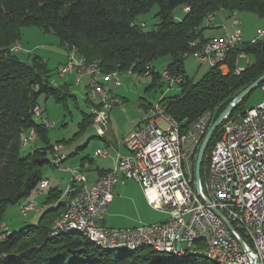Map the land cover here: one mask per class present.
Instances as JSON below:
<instances>
[{"label":"trees","instance_id":"16d2710c","mask_svg":"<svg viewBox=\"0 0 264 264\" xmlns=\"http://www.w3.org/2000/svg\"><path fill=\"white\" fill-rule=\"evenodd\" d=\"M156 5L160 22L151 31H145V24H139L138 17ZM180 7L184 14L178 19L174 11ZM221 10L247 11L264 17V0H0V264H216L201 253L180 258L159 252L154 246L134 251L106 249L82 233L55 232V224L66 206L58 188L47 193L44 204L49 208L36 225L5 233L1 226L9 206L21 204L35 193L44 180L43 168L50 164L48 154L54 153L50 129L34 115L40 97H52L65 106L69 98H76L69 93L68 84H54L48 63L42 57L30 55L24 61L16 54L14 47L20 42L24 28L36 26L44 33H55L67 51L76 48L88 62H98L104 73L143 74L151 68L150 76L156 82L160 72L155 70L154 61L170 57L167 70L181 76L183 82L181 92L165 96L161 104L182 128H188L205 113L211 114L212 125L237 95L264 74L262 38L232 48L225 61L227 73L219 66L211 67L195 83L186 75V58L209 40L204 36L205 20ZM242 54L252 55L254 62L236 73ZM263 86L264 82L256 89ZM255 90L239 103L232 115L250 108L245 101ZM152 105L142 104L145 110ZM92 121V113H83L81 130ZM222 127L214 133L204 156L202 182L209 153ZM33 130L35 141L41 146L23 153V147L27 148L24 141ZM238 232L244 237L241 230ZM3 234L5 238H1ZM197 244L203 251L205 245Z\"/></svg>","mask_w":264,"mask_h":264},{"label":"built area","instance_id":"2783aa9c","mask_svg":"<svg viewBox=\"0 0 264 264\" xmlns=\"http://www.w3.org/2000/svg\"><path fill=\"white\" fill-rule=\"evenodd\" d=\"M234 24L239 25V21L236 20ZM259 37L264 38V30L260 31ZM211 40L212 48L195 53L196 59L211 66L222 65L230 50L241 44L242 32L236 28L231 36ZM71 51L75 50H69L68 62L59 68L61 77L72 70L80 74L82 65L72 60ZM222 67L226 69L225 65ZM161 74L170 85L182 80L168 71ZM115 85H118L117 81ZM90 86L94 93L95 88L103 87L98 80L91 81ZM103 88L102 99H98V103L95 101L96 106L92 111L96 114L95 130L107 132L109 110L118 100ZM100 103H107V114H100ZM34 115L46 128L54 127L39 106ZM210 123L211 114L205 113L188 128H182L175 117L167 113L162 105L156 104L125 137L124 143L129 153L118 154L115 174H107L109 183H90L76 169L59 167L74 176L73 183L67 189L68 196L75 185L83 186V200L77 201L73 215L64 225L84 226L93 235L122 245L153 239L161 246L174 248L176 254H179L177 247L181 249L183 243L187 244L190 235H205L209 237V248L204 250L206 255L218 256L229 264H255V259L264 264V98L245 113L233 115L224 122L221 135L207 159L200 197L193 179V164ZM35 138L36 132L33 130L32 137L26 138L27 147ZM54 149V160L58 161L61 155L59 147L55 146ZM97 154L106 157L108 153L99 150ZM121 179L138 183L149 203L164 212L167 219L122 230L102 225L100 221ZM47 186L48 182L42 180L38 192ZM205 199L210 203L207 204ZM19 206L24 216L27 210H38L36 201L24 202ZM215 209L235 229L244 230V237L233 234L214 212ZM7 229L5 226V232ZM241 241L244 242L243 246Z\"/></svg>","mask_w":264,"mask_h":264},{"label":"rangeland","instance_id":"374dc122","mask_svg":"<svg viewBox=\"0 0 264 264\" xmlns=\"http://www.w3.org/2000/svg\"><path fill=\"white\" fill-rule=\"evenodd\" d=\"M158 10L159 8L156 5L149 12L141 14L138 17V20H137L138 23L145 24V27H144L145 31H151L160 22V19L157 16ZM183 14L184 12H183L182 7L177 8L174 11V15L178 19L182 17ZM217 14H219V17L223 18L224 20H228V19L231 20L233 18V15L231 16V14L227 11H218ZM235 15L239 19L238 20L239 25L236 26V28H239L241 30L242 38L244 39V42H251L256 39H260L259 37L260 31L264 30V17H261L255 13L247 12V11L236 12ZM212 17L213 16H210L209 18H212ZM209 18L205 20L204 26H206V24L209 22ZM217 31H219V28H213V30H206L204 32V36L205 37L211 36ZM18 45L20 46L21 50L18 51L16 54L22 60L24 61L27 60L30 55H38L42 57L45 61H47L48 67L51 70V74H52L51 80L55 82L56 85L57 84L59 85V83L60 84L68 83L67 81H69V79L74 80V82L70 83L68 91L71 95H75L76 98L75 99L69 98L67 101V106L56 102L55 99L52 97L47 98L45 95H42L39 99V107L41 108L44 117L49 119L54 124V128L50 129V132H49L51 144L60 145L64 147L63 152L68 155H70L74 151V148L80 146L86 140L91 138L90 136H92V139L90 140L88 151L91 150L93 145L100 142L98 139L99 135L94 129L93 124H89L88 126H86V128H83L82 130L79 126V123L82 121L83 113H87V114L92 113L93 104L95 103V101L97 103L99 102L98 100L99 97L94 93L93 89L91 87L86 88L84 86L85 85L84 75L89 76L90 81H92V79H97L101 84H103L104 87L106 85L110 87L111 89L110 91L107 90L106 87H105V90L112 97H116L118 100H120L111 109V112H110L111 120H109L110 130L107 134L108 137H111V135H113L114 133V135L118 139L121 138L124 134H126L130 129H132L133 125L137 124L140 120H142L146 116L144 107L142 106L143 103H149V104L151 102L155 103L159 101L161 97L163 96H173L181 92V88L177 83L175 84V86L170 92H165L167 87H169V84L165 82L164 79H161L160 81L154 83L152 76H145L143 74L132 73L129 71L122 72L120 74L116 72L119 75L117 79L115 78V80L118 81L119 83V85L117 86L114 84L115 81L113 80L111 81L110 79L106 80L103 75L95 74L93 75L94 76L93 77L91 74L89 75L84 70H82V72L80 71L81 72L80 74L76 73L75 71L71 72L69 73V75L67 74L66 76L67 79L66 78L62 79L64 77L62 78L59 77L60 76L59 68L68 62V59H69L68 51H67L68 48L66 46L61 45L60 40L55 35V33L53 32L44 33L39 27H36V26L26 27L22 30V38L15 47H18ZM201 49L198 52H200ZM77 60H79V56H77ZM238 60H239L238 67L241 70H243L248 64H253L254 57L252 55L242 54L239 56ZM169 63H170V57H161V58H158L156 61H154L153 65L155 69L161 73L162 71L167 69V66ZM226 67H227V70H229L228 64L226 65ZM210 68L211 66L208 63H204L200 65L198 61L196 60V57L194 54H191L190 57L186 58L185 63H184L185 73L186 75H188L192 83L199 81L204 76V74L209 71ZM74 73L76 75H73ZM112 73H107V75H110ZM78 78H80L79 83L77 81ZM87 94H89L90 100L92 101L91 105L89 103H86L85 101V97ZM263 98H264V92L262 91V89L259 88V89H256L245 102H246L247 107L252 108L254 105L262 101ZM93 121H94V116H93ZM129 132L124 137H126L129 134ZM38 146H41L38 140L34 142H30L27 148L23 147V153H25L26 151H32ZM60 146H59V151H61ZM83 152H86V149H81L77 156L71 157L70 158L71 164H77L81 156L84 155ZM61 156H64L66 159V156L63 153ZM49 157H50V154H48V158ZM53 161H54V158H52V162ZM62 161L60 162L59 165H57L54 162L53 163L58 167H63V165L61 164ZM51 170H52L51 166L44 167L43 173L47 174V172H50ZM66 175L67 174H63L61 175V177L66 176ZM193 176L195 179L194 173H193ZM103 177L100 179H103ZM70 178L71 177L66 176L67 180H70ZM100 179L97 182H99ZM73 180L74 178L72 177V181ZM61 181L63 184V189L66 191L68 188L66 187V182L63 179ZM80 187L81 185H75L73 189L71 190V193H69V196H68L67 191L65 192L67 195L62 194L63 198H65L66 200L65 201L66 206H67V207L65 206L66 210H68L67 201L70 202L71 199L73 200V197H74L73 194L75 195L74 199L77 198L76 193L80 190ZM74 189L75 190L77 189L75 191L76 193L74 192ZM46 196H47V191L42 197H39L38 192L35 191V193L31 197H34L33 200L37 201L38 209L40 208L41 209L39 211L31 210L32 212L31 211H29V213L27 212L25 216L20 213L19 204L9 206L4 214V224L1 226L2 230L3 229L5 230V226H7L8 227L7 231L14 232V231H19L28 226L36 225L41 215L49 208L48 205L44 204V200ZM23 201H25V199H23ZM66 210L63 212V214L66 212ZM132 215L136 217L135 213H133ZM139 215L142 218L145 217L144 214H143L144 217L141 214ZM151 216H154L157 218L164 217L161 211L158 213H152ZM60 219L55 224V227H54L55 232H56V226L58 222L60 221ZM4 230L3 232L5 233ZM5 236L6 235H4V238ZM196 246H197V243L193 245L192 248H190V250H188L187 244L183 243L181 250L186 251V254L188 256H193L196 253H201L205 255L204 250L202 251L201 249H196ZM119 249H124V248L119 247ZM165 253H171L175 257H177L174 254V251L165 252ZM183 256L184 254H182L181 257Z\"/></svg>","mask_w":264,"mask_h":264},{"label":"crops","instance_id":"0c3cea01","mask_svg":"<svg viewBox=\"0 0 264 264\" xmlns=\"http://www.w3.org/2000/svg\"><path fill=\"white\" fill-rule=\"evenodd\" d=\"M221 11H224V10H221ZM230 14H231V16L233 15V18L231 20H229V19L224 20L223 18L219 17V14H217V13H215L212 18H209V22L205 26L206 30H213V28H219V31H217L214 34H212L211 36H208L205 38L210 40L213 38H221V37H225V36H229V35L233 34L235 29H236V25L234 24V19L235 20H239V19L236 17V15H235L236 13H230ZM188 57H190V56H188ZM156 71L159 72L158 70H156ZM68 75H69V73H68ZM73 75H76V74L74 73ZM66 76H67V74L64 76V78H62L61 76H59V77L62 79H65ZM71 78H72V76H71ZM84 78H85V85L84 86L86 88H89L88 85L90 83V78L87 75H84ZM152 79H153V77H152ZM81 80H82V78H81ZM160 80L161 79H156V82H158ZM67 82L68 83H65V84L70 85V83L74 82V80L69 79V81H67ZM54 84H55V82H54ZM59 85H63V84L59 83ZM59 85L57 84V86H59ZM178 85L180 86L181 84H178ZM174 86L175 85H173L171 88L167 87L165 92H170ZM105 87L107 90H109V91L111 90L110 87H108L107 85ZM177 94H179V93H177ZM163 97H165V96H163ZM87 99L90 100L89 94H87L85 97L86 103L88 102ZM152 103L153 102H151L150 104L152 105ZM149 108L146 110L144 108V111L146 114H147ZM110 112H109V120H111V113ZM109 130H110V127H109ZM109 130H108V132H109ZM108 132H107V134H108ZM107 134L104 137L99 136L98 139L100 142L93 145L91 150H89V151H88V146L90 144V140L92 139V136H90L91 138L86 140L80 146L74 148V151L70 155L63 152L64 147H62L60 145H56V146H60L61 152L67 157L64 161H62V165L77 169L82 175H84L89 180L90 183L97 182L100 178L105 176L107 173H109L115 167L118 154L126 155L129 153V150L126 148V146L124 145V142H123L124 136L126 134H124L119 139L114 135V133H113V135H111V137H108ZM103 148H105V149H103ZM81 149H86V152H83L84 155L81 156V158L79 159V162L77 164H71L70 158L73 156H77ZM99 150H106L108 153L107 156L106 157L99 156L97 154V152ZM52 156L53 155L51 154L49 157V160H51L50 164L46 165V167L51 166L52 170L50 172H47V174H44L42 171L43 179L48 182V186L42 190V192L39 194V197H42L46 191L48 193L49 190H51L52 188H58V190L62 191L63 194L67 195L65 193L67 190L65 191L63 189V184H62L61 180L62 179L65 180L66 187H69L70 184L73 182L72 181L73 175L70 172L60 170L54 163H52ZM55 171H57V172H55ZM63 174H67L66 176L71 177L70 180H67L66 176L61 177V175H63ZM76 184H78V182H76ZM34 197H30L29 199L22 201V203L28 202L29 200H33ZM62 197H63V195H62ZM40 209H38V211ZM158 212H160V210L155 209L149 203V201L145 197V195H144V193H143V191H142V189L138 183L131 181V180H129V181L121 180L118 182V184L115 187L113 200L110 203V205L108 206V211H107L106 215L104 216V218L101 220V224L106 226V227H111V228H116V229H130V228H134V227H138V226H142V225H152L155 223L163 222L167 219V215L162 211H161V213L164 215L163 218H157V217L151 216L152 213H158ZM133 213L136 214V217H134L132 215ZM142 213L145 215V217L143 216ZM139 214H141L144 218L140 217Z\"/></svg>","mask_w":264,"mask_h":264},{"label":"bare ground","instance_id":"6f19581e","mask_svg":"<svg viewBox=\"0 0 264 264\" xmlns=\"http://www.w3.org/2000/svg\"><path fill=\"white\" fill-rule=\"evenodd\" d=\"M236 21V20H235ZM234 21V22H235ZM238 21V20H237ZM236 26H238V25H236ZM213 39H216V38H213ZM244 42V40H243V38H242V42H241V44L240 45H238V46H241L242 45V43ZM19 46V45H18ZM19 48H20V46H19ZM210 48H212V40L210 39V40H208L207 42H205V44L203 45V47H202V49H201V51L200 52H205L206 50H208V49H210ZM18 47H15L14 48V51H16V52H18V51H20L21 50V48L20 49H18ZM76 49V48H75ZM75 49H70V50H75ZM198 53V52H197ZM68 54H69V51H68ZM81 54H78V52L75 50V51H71V58H72V60L73 61H79V63L82 65L81 67H80V71L82 72V70H84V71H86L89 75L91 74L92 76L93 75H95V74H97V75H103L104 76V78L106 79V80H108V79H110V80H113V81H116L115 80V78L117 79L118 78V73H116V72H113L112 74H110V75H107V73H104L101 69H100V67H99V65H98V62H88L85 58H83V56L81 57L80 56ZM195 55V54H194ZM77 56H79V60H77ZM196 57V56H195ZM197 60V59H196ZM238 61L239 60H237V68H236V73H240L242 70L238 67ZM198 63L201 65V64H204V63H207V62H203V63H200L199 61H198ZM226 63H224V64H222V65H225ZM222 65H217V66H219V69L222 71V72H224V73H226V72H228V70H227V67H226V70L222 67ZM227 65V64H226ZM225 65V66H226ZM211 66V65H210ZM211 67H215V66H211ZM94 69H96V70H94ZM72 71H74V70H72ZM71 71V72H72ZM146 71H147V74H146ZM144 73H143V75H147V76H150V74H151V68H150V70L149 69H147ZM164 71H168L169 72V70H164ZM164 71H162V72H164ZM80 72V73H81ZM85 72V73H86ZM161 72V73H162ZM77 73V72H76ZM161 73H159V76H160V79H163L162 77H161ZM68 74V73H67ZM105 74V75H104ZM120 74V73H119ZM60 75V74H59ZM173 75V74H172ZM61 76V75H60ZM173 76H178V75H173ZM64 77V76H63ZM80 77V76H79ZM94 77V76H93ZM178 77H181V76H178ZM112 78H114V79H112ZM182 78V77H181ZM80 79V78H79ZM97 79H92V81H96ZM164 81L165 82H167L165 79H164ZM183 82V78H182V80H180V81H178L177 82V84H181ZM79 83V82H78ZM90 83H91V81H90ZM90 83H89V88L91 87L90 86ZM117 83H118V81H117ZM168 84H169V88H171L173 85H175V84H173V85H170V83L169 82H167ZM99 84H101L100 82H99ZM115 84V83H114ZM118 85H119V83H118ZM102 86H103V84H102ZM117 86V85H116ZM104 87V86H103ZM102 87V88H103ZM102 88H95V94L99 97V99H102ZM104 90H105V87L103 88ZM106 91V90H105ZM107 92V91H106ZM113 98H115V99H117L116 97H113ZM164 97H162L159 101H157V102H155L153 105H152V107L148 110V112H147V114H146V116L142 119V120H144L146 117H147V115H148V113L150 112V110L152 109V108H154L155 107V105L156 104H159V105H162L161 104V101H162V99H163ZM118 100V99H117ZM120 100H118V102H119ZM117 102V103H118ZM116 103V104H117ZM116 104H114L113 105V107L116 105ZM96 106V104L94 103L93 104V108ZM112 107V108H113ZM111 108V109H112ZM111 109L109 110V112L111 111ZM248 110V109H247ZM246 110V111H247ZM36 111V110H35ZM245 111V112H246ZM105 112V113H104ZM244 112V113H245ZM92 113H93V111H92ZM107 113V103H100V114H106ZM241 114H243V113H241ZM109 115V114H108ZM171 115V114H170ZM93 116H94V121L92 122V124H93V127H94V129H95V125H96V114H93ZM231 116H233L232 114L229 116V117H231ZM36 117V120L40 123V118H38L37 116H35ZM228 117V118H229ZM227 118V119H228ZM226 119V120H227ZM142 120H140L139 122H141ZM225 120V121H226ZM224 121V122H225ZM138 122V123H139ZM215 122V121H214ZM213 122V123H214ZM224 122H223V124H224ZM137 123V124H138ZM212 123V124H213ZM223 124L221 125V126H223ZM136 125V124H135ZM135 125H133L132 126V129H133V127L135 126ZM210 125H211V123H210ZM220 126V127H221ZM108 129H107V132H108V130H109V119H108ZM209 127H211V126H209ZM219 127V128H220ZM54 128V127H53ZM52 129V128H51ZM132 129H131V131H132ZM210 129V128H209ZM130 131V132H131ZM97 132V134L100 136V137H104L106 134H107V132H105V131H96ZM129 132V133H130ZM208 132V131H207ZM216 132V131H215ZM206 134L207 133H205V136H206ZM32 135H33V133L30 135V137H32ZM124 139H125V137H124ZM124 139H123V142H124ZM211 143V142H210ZM202 144V143H201ZM24 145L26 146L27 145V140H25L24 141ZM124 145H125V143H124ZM210 145V144H209ZM56 146V145H55ZM55 146L53 147V150H54V153H53V156H52V158H54V155H55ZM126 146V145H125ZM59 147V146H58ZM127 148V147H126ZM200 149V148H199ZM60 152V154L62 155V152L61 151H59ZM199 152V151H198ZM60 155V157L58 158V161L57 160H54L53 162L54 163H56L57 165H59L60 164V162L62 161V160H64L65 159V157L64 156H61ZM123 155V154H122ZM127 155V154H126ZM100 156V155H99ZM118 157V156H117ZM196 161H197V159H196ZM52 162V163H53ZM62 164V163H61ZM58 167V166H57ZM64 167V166H63ZM65 167H68V166H65ZM195 167H196V165H195ZM59 168V167H58ZM72 168V167H71ZM75 169V168H74ZM114 169V168H113ZM77 170V169H76ZM78 171V170H77ZM79 172V171H78ZM115 172H116V167H115V169L114 170H112L111 172H109L108 174H115ZM80 173V172H79ZM72 174V173H71ZM81 174V173H80ZM73 175V174H72ZM73 178H74V176H73ZM193 179H194V177H193ZM122 180V179H121ZM120 180V181H121ZM195 180V179H194ZM74 181V180H73ZM123 181H129V180H123ZM99 182H102V183H109V176H107V175H105L104 177H103V179H100V181ZM73 183V182H72ZM71 183V184H72ZM75 183V182H74ZM204 183V182H203ZM202 179H201V186H202ZM70 184V185H71ZM118 184V183H117ZM195 184H196V180H195ZM39 186V185H38ZM78 187V186H77ZM116 187V186H115ZM141 187V186H140ZM79 188V187H78ZM44 189V188H43ZM42 189V190H43ZM142 189V188H141ZM42 190H40V192H38V188H37V192H38V194H40L41 192H42ZM77 190V189H76ZM75 189H74V192L76 191ZM115 190V189H114ZM197 190V189H196ZM143 191V190H142ZM76 193V192H75ZM143 193H144V195H145V192L143 191ZM77 195V198H75L74 199V197H75V195L73 194V200L71 199V201L69 202V201H67L68 202V210H66V212L63 214V216L61 217V219H60V221L58 222V224H57V226H56V230L57 231H59V232H62V233H67V232H79V233H82L87 239H89V240H91L92 242H94L96 245H98V246H101V247H103V248H106V249H118L119 247H121V248H127L128 250H131V251H134V250H137V249H139V248H141V247H145V246H154V247H156V249L159 251V252H172V251H174V254L177 256V257H181L182 256V254H186V251H182L179 247H177V250H178V248H179V254H176V250H174V248H166V247H164V246H161L160 244H159V242L158 241H155V240H153V239H143V240H140L139 242H134V243H132V244H130V245H122V244H117V243H114V242H110V241H105V240H103L101 237H99V236H97V235H93L92 233H91V231H89L86 227H84V226H69V225H64L65 224V221H68V220H70V215H73V213H74V207H75V205H76V203H77V201L78 200H83V186L81 185V187H80V190L76 193ZM114 197V196H113ZM145 197H146V195H145ZM70 198V197H69ZM147 198V197H146ZM113 200V199H112ZM34 201H36V200H32L31 202H34ZM66 201V200H65ZM37 202V201H36ZM112 202V201H111ZM110 202V203H111ZM37 205H38V203H37ZM110 205V204H109ZM108 205V206H109ZM67 207V206H66ZM29 211H31V210H27L26 212H25V215H26V213L28 212L29 213ZM33 211V210H32ZM31 211V212H32ZM107 211H108V209H107ZM215 212V211H214ZM107 213V212H106ZM216 213V212H215ZM217 214V213H216ZM106 215V214H105ZM104 215V216H105ZM218 215V214H217ZM104 216H103V218H104ZM102 218V219H103ZM101 219V220H102ZM223 220V219H222ZM101 222V221H100ZM223 222H224V220H223ZM231 223V222H230ZM224 224H225V222H224ZM226 225V224H225ZM143 226V225H142ZM227 226V225H226ZM234 227V226H233ZM4 230V229H3ZM118 230H122V229H118ZM238 230H241L243 233H244V230H242V229H236V234H239V235H241L239 232H238ZM5 231V230H4ZM231 231V230H230ZM197 242H202L203 244H205V246H206V248L205 249H208L209 248V237L208 236H205V235H190V237H189V239L187 240V248H188V250H190V248H192V246L193 245H195ZM241 243V242H240ZM242 245V244H241ZM244 245V244H243ZM242 245V246H243ZM182 248V247H181ZM196 249H201L200 248V245H198L197 244V246H196ZM205 249H203V250H205ZM155 250V249H154ZM202 250V249H201ZM204 254H205V252H204ZM206 255V254H205ZM210 260H212L213 262H215V263H217V264H229V263H227V262H224V261H222L221 259H219V257L218 256H215V255H206ZM255 261H257V262H255V264H260V262H259V260H257V259H255Z\"/></svg>","mask_w":264,"mask_h":264},{"label":"water","instance_id":"95a60500","mask_svg":"<svg viewBox=\"0 0 264 264\" xmlns=\"http://www.w3.org/2000/svg\"><path fill=\"white\" fill-rule=\"evenodd\" d=\"M263 49H264V41H263ZM264 82V74L258 78L256 81H254L252 84H250L246 89H244L239 95H237L232 102L223 110V112L220 114V116L215 120V122L211 125L210 129L208 130L206 136L204 137L202 144L200 146L198 155H197V161H196V167H195V180H196V189L198 195L202 196V189H201V166L204 159V156L206 154V151L209 147V144L211 142V139L215 133L219 129V127L223 124V122L235 111L237 106L241 101L245 99L253 90H255L260 84ZM205 202L208 204L210 203L209 200L205 199ZM215 212L224 220L227 227L231 230L233 234H236V229L233 227V225L230 223V221L225 218L221 212H219L217 209H215ZM241 244L243 245L244 242L241 241ZM179 251V248H178ZM179 253V252H178ZM257 262V261H255ZM258 264V263H257Z\"/></svg>","mask_w":264,"mask_h":264}]
</instances>
